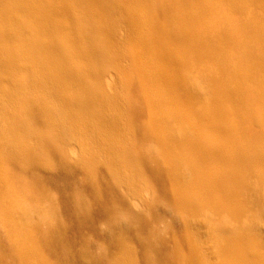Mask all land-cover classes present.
<instances>
[{"label": "bare ground", "instance_id": "obj_1", "mask_svg": "<svg viewBox=\"0 0 264 264\" xmlns=\"http://www.w3.org/2000/svg\"><path fill=\"white\" fill-rule=\"evenodd\" d=\"M140 1L0 0V156L10 166H22L34 181L32 189L35 182L40 190L59 189V180L82 171L92 179L88 189L101 202V217H110L117 206L132 220L116 217L115 226L128 221L147 231L154 229L147 218L150 202L136 184L143 166L183 230L174 235L172 250L158 238L161 245L152 250L153 243L136 234L146 264H264L252 239L264 241V231L253 219L240 222L252 202L264 210L252 189L264 184V0H145L151 6L143 14L148 30L136 24ZM135 39L144 64L127 51ZM116 40L123 47L114 50ZM133 58L135 65L116 76L115 62L124 66ZM153 61L162 71L146 70ZM114 73L133 93V108L104 86ZM155 87L165 90V99L155 95ZM168 94L175 114L146 117L145 106L161 108ZM110 107L135 115L126 130ZM171 118L176 133L165 126ZM126 133L136 139L125 140ZM172 153L171 160L181 161L176 169L167 160ZM186 159L193 187L203 195L199 205L180 177ZM73 200L63 206L68 215L90 212ZM193 208L205 217L197 219L189 212ZM55 234L46 245L59 256ZM114 242L119 251L109 258L107 252L89 254L86 243L84 255L72 253L71 243L66 254L73 264H136L125 237ZM221 253L225 258L211 262ZM15 256V264H30L28 252Z\"/></svg>", "mask_w": 264, "mask_h": 264}, {"label": "rangeland", "instance_id": "obj_2", "mask_svg": "<svg viewBox=\"0 0 264 264\" xmlns=\"http://www.w3.org/2000/svg\"><path fill=\"white\" fill-rule=\"evenodd\" d=\"M143 1H140V7L142 9V12L137 13L136 17V24L138 27H141L143 30L146 29L148 30L150 27L149 23H147L149 20L143 19V14H145V10L147 9L146 5L147 2L145 3ZM151 8V6L149 5ZM223 13V11H222ZM226 11L224 12V15H226ZM228 14V13H227ZM141 15V16H140ZM205 27V26H204ZM141 33V32H140ZM130 43L126 46L128 49V53L131 55V53L137 58L135 60H142L143 63V56H138V44L139 40H130ZM116 47H114V50L117 48H122L123 46H119L118 41H115ZM118 45V46H117ZM123 45V44H122ZM141 45V44H140ZM113 49V47H112ZM78 57V56H77ZM76 57V58H77ZM141 57V58H140ZM74 58V65L80 66L82 65L81 59ZM79 58V57H78ZM134 58L132 61H128L129 65L127 63H123L124 66H121L122 64L120 63L119 60L115 62V73H118L117 75L114 73L113 75L119 76L120 71L121 76L125 75L129 69L135 65V60ZM217 59V58H216ZM224 61L225 59L222 58ZM221 59V62L223 61ZM79 61V62H78ZM223 61V62H224ZM226 61L229 62V64L233 62V59L231 56L226 55ZM77 62V64H75ZM82 64H79V63ZM134 62V64H133ZM153 63V65H152ZM225 63V62H224ZM133 64V65H132ZM152 65V67H151ZM142 66V65H141ZM140 66V67H141ZM149 68H146V70L150 71L151 73H154V69L157 72L158 70L162 71L160 66L161 64L158 65L157 62H148L146 64ZM83 67V65H82ZM142 68L145 69V68ZM159 67V68H158ZM129 68V69H128ZM152 70H151V69ZM141 69V68H140ZM200 69V68H199ZM118 70V71H117ZM201 72V71H200ZM112 76V75H110ZM108 77L104 81V86L106 89L113 95L115 96H120L121 99L123 98L122 101L124 102H130L127 104V108L131 106V102L133 98V93H130L128 88L123 86L121 83L123 82L121 78L115 77ZM113 78V81H112ZM125 78V77H124ZM118 79V80H117ZM110 80V81H109ZM109 81V82H108ZM200 88L202 90V95H203V100L205 99L207 102L209 101V96L206 93L205 85L202 84V81L200 80ZM121 83V84H120ZM202 85V86H201ZM204 85V86H203ZM113 88V89H112ZM124 88V89H123ZM156 90H159L158 87H155ZM203 88V89H202ZM111 90V91H110ZM204 91V92H203ZM151 92V91H150ZM164 89H160L159 91H156L155 95L157 97H160L161 99H165L164 96ZM130 95V96H129ZM154 95L153 92L152 94L150 93V96ZM154 95V100H156ZM170 94H168L166 101L163 103V109L162 107L156 110H154V105L153 107L151 106H145L144 111L147 108V113L143 111L146 117H150L152 115H155V113L159 114H167L170 117L173 116L172 114H175V106L176 102L175 100L170 99ZM129 97V98H128ZM208 97V98H207ZM153 97H150V100ZM130 99V100H129ZM129 100V101H127ZM203 102H206V101ZM159 101V99L157 100ZM175 104L173 105V103ZM125 103V105H126ZM207 104V103H206ZM209 104V102H208ZM134 103L132 106L134 107ZM167 105V106H166ZM169 105V106H168ZM130 108H133V107ZM110 107L109 114L115 118H117L120 128L122 130H126V125H129V117L133 115L131 112L132 111H127L125 112L124 109L122 112L118 111V108H115L114 110ZM152 109V110H151ZM161 109V110H160ZM150 110V112H149ZM160 110V111H158ZM165 110V111H163ZM229 110V109H228ZM125 113H124V112ZM151 111L153 113L151 114ZM177 111V110H176ZM163 112V113H162ZM170 112V113H169ZM230 112V110H229ZM156 114V115H157ZM158 114V115H159ZM149 115V116H148ZM135 117V115H133ZM133 116L130 117V119H133ZM160 116V115H159ZM231 119L236 122L237 118L236 115L230 112ZM158 117V116H156ZM238 117V116H237ZM169 118V117H168ZM165 119V118H163ZM127 120L129 122H127ZM239 120V117H238ZM169 125L165 124L166 128L172 133L175 132V123L172 118L170 121H167ZM232 123V122H231ZM123 125V126H122ZM126 126V127H125ZM130 126V125H129ZM125 129H124V128ZM125 132V131H124ZM128 135V136H127ZM133 135H130L128 133L125 134V140L127 139L128 141L131 139H136V136L133 137ZM134 147L139 148V145L137 144L136 141L133 142ZM137 144V145H136ZM173 150V148H170ZM140 151V149H138ZM174 155V153L170 154L168 156L169 158ZM174 157V156H173ZM172 157V158H173ZM175 159L172 161L171 158L167 159L171 164H175V162L178 161V163L181 165L180 158L176 159V156L174 157ZM184 162V167H181V172H180V177L185 178L186 182V192L188 191L189 194L192 197V200L198 201L200 200V203H196L197 205L201 204V198L203 195L201 194L200 198L199 195L200 193L196 190L195 187H193L192 183V178H193V173L192 170L190 169V164L188 163V159L185 160ZM177 163V164H178ZM176 164V165H177ZM178 164V165H179ZM174 166L179 167V166ZM22 166H10L1 156H0V264H15V255L16 253H26L28 252V262L30 264H73L74 262H70V256H67L66 254V249H67V243L72 244V248H70L72 253H74L76 256H82L84 255V251L81 247V243H86V250L89 251V254L95 255L96 254H102L104 252H107L108 258L113 254L119 251L118 247L115 245L116 243L114 240H116L117 237L120 235L124 236L126 239V243H128V246L132 247L134 249V252L136 254V264H146V255H145V250L144 246L141 245L139 240H137L139 237L144 238L146 240H150L152 242V250L157 248L160 243H156L157 238L160 239V241L166 246L168 249L172 250L174 246V235L178 234V230L183 231L182 228L179 229V224L181 223L180 221H177V219H172L171 217L172 214L168 213L169 208L167 206V203L165 204V201L162 200L161 193L158 191L159 185L157 186L156 184L151 183V176L150 174L141 166V172L139 173V176L137 174V187L140 190V195L142 196L143 194V199H146L148 202H150V209L147 211L148 213V219L152 221V226L154 229L151 230H145L141 228V226L137 224L131 225L130 222L125 221L124 225L120 223L115 226V219L116 217H124L128 218L129 220H132L130 216H128L127 212H124L117 206L113 207V212L110 217H101L99 215V211L101 210V202L96 201L93 196H91L90 189H88V182H90L89 177H87L82 171L74 173L73 176H76L74 179L67 180L66 178L59 180L57 183L59 185V189L52 188V186H48L45 190L39 189L37 187L38 183L35 182L36 188L34 187L33 189L31 188L32 184L34 181L30 178L29 175H26L23 173V168ZM176 169V168H175ZM178 169V168H177ZM255 172V171H254ZM254 172H252L254 174ZM255 174H257L255 172ZM253 176V175H252ZM86 177V178H85ZM92 180V179H91ZM99 180L103 183L104 181L99 177ZM243 184L247 186L248 182L244 179ZM88 183V184H87ZM64 184V185H63ZM261 183H254L252 184V189L255 194L257 195V199L255 201H260L261 203L264 204V184L259 185ZM190 185V186H188ZM250 185V184H249ZM251 186V185H250ZM258 186V188L256 187ZM260 187V188H259ZM262 187V188H261ZM2 188V190H1ZM38 188V189H37ZM5 189V191H3ZM64 190V191H63ZM261 196V197H260ZM149 197V199H148ZM73 200L75 205L81 206V205H87L90 207V212H82V213H75L74 216L68 215V213L64 209L65 201L68 199ZM84 198V199H83ZM195 198L197 200H195ZM163 201V202H162ZM254 203V205H253ZM4 204V205H3ZM62 205V206H61ZM61 206V207H60ZM256 207L255 202H252L247 210V213L244 212L242 213L241 217V223L242 222H247V220L253 219L254 223L259 226L260 230L264 231V210L263 207H260L259 204H257L258 207ZM116 207V208H115ZM152 208V209H151ZM152 210V211H151ZM191 210V211H190ZM246 211V209H243ZM251 212H250V211ZM168 211V212H167ZM196 208L194 209H189V212L193 215H196L197 219L200 218L202 214L199 215V212L196 211ZM168 213V214H167ZM250 213V214H249ZM253 214V216H251ZM175 217V216H174ZM195 217V218H196ZM205 216H202L201 218H204ZM252 217V218H251ZM250 218V219H249ZM80 219V220H79ZM121 220V219H120ZM200 220V219H199ZM202 220V219H201ZM204 220V219H203ZM236 221V220H235ZM178 222V223H177ZM134 223V222H133ZM65 224V225H64ZM129 224V225H128ZM244 224V223H243ZM64 225V226H63ZM67 225V226H66ZM181 225V224H180ZM241 225V224H240ZM254 225V227L257 226ZM65 227V229H64ZM61 228V229H60ZM63 228V230H62ZM186 228V227H185ZM55 229V230H54ZM247 230V228H246ZM178 231V232H177ZM57 233L59 236V241L58 244L60 245L58 248V251L60 253V258L56 254H52L50 252V248L46 245L48 243V239L50 237L51 233ZM59 232V233H58ZM243 233H245L243 231ZM253 233L258 234L257 232L253 231ZM55 234V235H57ZM139 235V237L136 236ZM254 234L250 236H255ZM61 235V236H60ZM64 238V239H63ZM256 236V238L252 237L256 252L260 255L264 254V241H261L260 238ZM64 241L65 243H63ZM63 245H62V244ZM259 244V246H258ZM62 245V246H61ZM154 245V246H153ZM161 245V244H160ZM261 245V246H260ZM65 247V248H64ZM20 249V250H19ZM80 250V251H79ZM83 250V251H82ZM64 252V254L62 253ZM262 252V254H261ZM32 253V254H31ZM93 253V254H92ZM222 254V253H221ZM62 255V256H61ZM15 256V257H14ZM32 256V257H31ZM14 257V258H13ZM225 258V255L222 254V256H215V260L211 262H219V259ZM31 259V260H30ZM139 259V260H138ZM154 260H156L155 257H153ZM14 260V261H13ZM69 260V261H68ZM36 261V262H35ZM41 261V263H40ZM16 264H23L20 260L16 262ZM77 264H81V262L78 261Z\"/></svg>", "mask_w": 264, "mask_h": 264}]
</instances>
